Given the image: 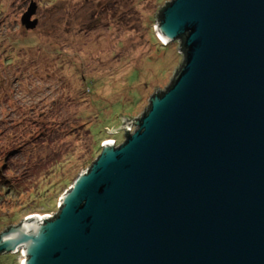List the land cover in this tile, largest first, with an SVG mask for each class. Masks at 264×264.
Here are the masks:
<instances>
[{
  "label": "water",
  "instance_id": "obj_1",
  "mask_svg": "<svg viewBox=\"0 0 264 264\" xmlns=\"http://www.w3.org/2000/svg\"><path fill=\"white\" fill-rule=\"evenodd\" d=\"M162 12L157 34L184 45L175 83L156 90L142 119L120 115L107 131L126 129L127 141L103 144L57 215L1 234L0 255L23 250V264H264V0H174Z\"/></svg>",
  "mask_w": 264,
  "mask_h": 264
},
{
  "label": "rangeland",
  "instance_id": "obj_2",
  "mask_svg": "<svg viewBox=\"0 0 264 264\" xmlns=\"http://www.w3.org/2000/svg\"><path fill=\"white\" fill-rule=\"evenodd\" d=\"M135 1L0 0V235L57 215L99 144L127 141L126 129H107L120 115L142 119L156 90L173 83L181 41L168 47L156 23L173 0ZM22 251L0 264H23Z\"/></svg>",
  "mask_w": 264,
  "mask_h": 264
},
{
  "label": "trees",
  "instance_id": "obj_3",
  "mask_svg": "<svg viewBox=\"0 0 264 264\" xmlns=\"http://www.w3.org/2000/svg\"><path fill=\"white\" fill-rule=\"evenodd\" d=\"M87 1H88V0H87ZM110 1L112 2L113 6H115V8H117V7H119V5H120V4H119V1L124 3L125 0H110ZM173 1H174V0H173ZM173 1H172V2H173ZM142 2H144V1H143V0H142V1H141V0H137V1H135L134 3H136V4H141ZM172 2H170V3H166L165 7L162 8V9L160 10V14H159V17H158L159 23L161 22V18H162V14H163L162 11H163L166 7L170 6V5L172 4ZM136 6H137V5H136ZM121 8H123V7L121 6ZM122 11L124 12L123 9H122ZM124 14H125V13H124ZM124 14H122L123 17H124ZM124 20H126V17H124ZM160 24H161V23H160ZM180 45H181V49H180V50H181V53H184V52H183V51H184V50H183V46H184V45H183V40L181 41V44H180ZM169 46H170V45H168V47H169ZM171 46H172V45H171ZM181 53H180V54H181ZM184 64H185V62H184ZM184 64H183V66L181 67V69L177 72L176 77H177L178 74L183 70ZM176 77H175V78H176ZM175 78H174L173 83L171 84V86H170L167 90H169V89L173 86V84L175 83ZM83 79L85 80V83H86L87 85H89V82H88L89 79H88L85 75L83 76ZM91 81H92V80H91ZM94 81H95V80H93V82H94ZM88 88H89V87H88ZM89 89H90V88H89ZM167 90H166V91H167ZM166 91H164L163 93H157V94L160 95V96H163V95L166 93ZM157 94H156V95H157ZM151 107H152V105H151ZM151 107L149 108V110H148L146 113H148V112L150 111ZM146 113H145V114H146ZM91 134H92V131H91ZM127 135L130 136L131 134L128 133ZM128 136H127V137H128ZM92 138H93V136H92ZM97 142H99V141H97ZM102 144H103V143H102ZM102 144H101V143L99 144V147H98V149L100 148L99 153L102 152V148H103V147H102ZM117 144H118V143H117ZM101 154H102V153H101ZM99 156H100V154L97 156V159H96V160H98ZM96 160L93 161V162L90 164L91 166H90L89 168H91V167L94 165V163L96 162ZM87 166H89V165L86 163L83 167H87ZM83 167H82V168H83ZM78 176H79V175H78ZM77 178H78V177H77ZM77 178H76V179H77ZM76 179H75V180H76ZM75 180H74V181H75ZM68 181H69V178H68V179H63L62 182H64V184L68 186V184H69ZM71 185H72V183H71Z\"/></svg>",
  "mask_w": 264,
  "mask_h": 264
},
{
  "label": "bare ground",
  "instance_id": "obj_4",
  "mask_svg": "<svg viewBox=\"0 0 264 264\" xmlns=\"http://www.w3.org/2000/svg\"><path fill=\"white\" fill-rule=\"evenodd\" d=\"M108 141H111V140H108ZM116 145V143H114ZM103 147V146H102ZM116 147H119L118 145H116ZM61 210V207H59V212ZM46 216V215H45ZM49 216V215H48ZM42 217V216H41Z\"/></svg>",
  "mask_w": 264,
  "mask_h": 264
},
{
  "label": "built area",
  "instance_id": "obj_5",
  "mask_svg": "<svg viewBox=\"0 0 264 264\" xmlns=\"http://www.w3.org/2000/svg\"><path fill=\"white\" fill-rule=\"evenodd\" d=\"M49 216L50 217H54V215H49ZM22 254H23V251H22ZM23 257H24V260H25L26 257L24 255H23Z\"/></svg>",
  "mask_w": 264,
  "mask_h": 264
}]
</instances>
